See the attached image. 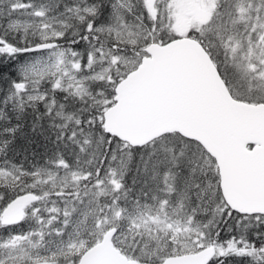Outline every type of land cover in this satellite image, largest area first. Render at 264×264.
I'll list each match as a JSON object with an SVG mask.
<instances>
[{
	"label": "snow or ice",
	"instance_id": "6c2138e0",
	"mask_svg": "<svg viewBox=\"0 0 264 264\" xmlns=\"http://www.w3.org/2000/svg\"><path fill=\"white\" fill-rule=\"evenodd\" d=\"M0 264H264V0H0Z\"/></svg>",
	"mask_w": 264,
	"mask_h": 264
}]
</instances>
